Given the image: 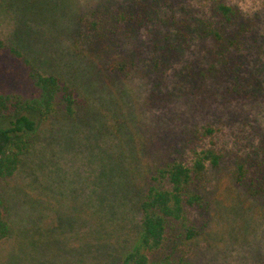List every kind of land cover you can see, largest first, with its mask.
I'll list each match as a JSON object with an SVG mask.
<instances>
[{
    "label": "rangeland",
    "instance_id": "obj_1",
    "mask_svg": "<svg viewBox=\"0 0 264 264\" xmlns=\"http://www.w3.org/2000/svg\"><path fill=\"white\" fill-rule=\"evenodd\" d=\"M43 2L58 8L45 11L40 26L26 15L25 0H0V40L21 48L44 74L75 86L93 118L88 123L84 113L83 122L42 124L20 170L0 180L2 213L11 228L0 242V264H118L140 219L137 187L129 190L116 171L119 156L127 162L147 148L144 161L161 165L187 153L188 143L205 136L209 126L230 158L264 145V0H228L254 20L256 30L245 37L242 59L233 62L239 72L229 77L221 69L218 78H203L211 63L209 42L193 39L179 46L176 58L163 66L158 54L152 57L155 33L161 40L165 35L159 27L105 40L75 32L85 29L77 25L81 20L109 16L125 2ZM172 4L196 16L203 10L202 0ZM117 58L136 64L132 76L111 70ZM251 73L260 76L252 91H233L238 81L249 83ZM29 75L11 53L0 55V92L31 91ZM211 189L216 201L211 212L196 215L200 235L189 247L192 261L264 264V198H249L228 171L213 175ZM62 220L78 222L73 230H58Z\"/></svg>",
    "mask_w": 264,
    "mask_h": 264
},
{
    "label": "trees",
    "instance_id": "obj_2",
    "mask_svg": "<svg viewBox=\"0 0 264 264\" xmlns=\"http://www.w3.org/2000/svg\"><path fill=\"white\" fill-rule=\"evenodd\" d=\"M119 1L126 4L117 10L111 9L109 16L102 15L87 23L81 20L77 25L84 23L85 29H76L75 32L83 33L81 35L87 39L100 37L105 40L117 33L131 35L142 29L159 27L165 30V35L161 40L159 34L155 33L152 57L154 61L155 53L158 54L163 66L176 58L179 46L193 39L209 42L212 46L206 50H210L208 58L211 63L208 70L203 72V78H218L221 69L229 77L239 72L240 67L233 68V62L242 59L243 49L247 45L245 37L256 30L254 20L246 18L228 0H202L200 16L184 7L177 9L172 4L173 0ZM25 2L26 15L40 26L45 24L42 18L46 12L50 10L52 13L58 8V5L49 6L43 0ZM51 17L55 22V15ZM10 53L28 67L32 87L31 91L0 92V180L11 179L20 170L25 157L37 142L42 124L56 120L83 122L84 113L88 114L91 107L75 86L59 75L44 74L21 48L0 40V55ZM110 64L111 70L125 73L127 77L132 76L131 72L136 68V64L118 58ZM153 68H159L158 61ZM259 78V75L251 73L250 78L245 79L249 83L241 85L244 80L238 81L233 91L249 93ZM90 118H93L91 113L86 121ZM205 131V136L198 141L188 143L192 147L187 153L185 151L179 159H170L161 165L144 161L147 151L148 154L150 151L147 148L142 157L132 153L127 162L120 161L118 157L116 171L119 169L121 172L119 177L125 180L124 184L129 190L134 191L137 187L134 193L138 192L136 207L140 214L135 235L130 245L119 254L118 264H196L189 254V247L200 235L196 215L213 209L217 193L211 187L213 175L217 173L230 172L235 185L249 198H264V145L254 147L249 154H231L230 158L214 141L216 131L210 126ZM142 186L143 190H139L138 187ZM2 207L0 197V242L11 235ZM73 221L62 220L58 230L64 227L73 230L78 222Z\"/></svg>",
    "mask_w": 264,
    "mask_h": 264
}]
</instances>
